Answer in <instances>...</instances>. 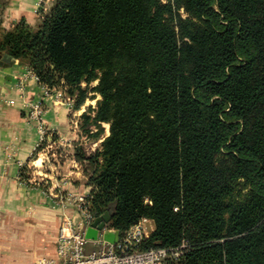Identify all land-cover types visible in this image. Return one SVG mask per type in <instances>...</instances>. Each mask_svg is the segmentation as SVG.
<instances>
[{
    "label": "trees",
    "instance_id": "16d2710c",
    "mask_svg": "<svg viewBox=\"0 0 264 264\" xmlns=\"http://www.w3.org/2000/svg\"><path fill=\"white\" fill-rule=\"evenodd\" d=\"M81 110L74 158L94 217L165 264H264V0H55L0 53ZM98 82L96 86H92ZM94 99V98H93Z\"/></svg>",
    "mask_w": 264,
    "mask_h": 264
},
{
    "label": "crops",
    "instance_id": "0c3cea01",
    "mask_svg": "<svg viewBox=\"0 0 264 264\" xmlns=\"http://www.w3.org/2000/svg\"><path fill=\"white\" fill-rule=\"evenodd\" d=\"M54 1L47 3V11ZM41 13L39 0H0V30L10 31L22 21L34 27ZM43 99L46 124L55 132L61 158L48 168L50 177L52 169L59 171L61 179L68 181L64 190L72 197L88 198L92 190L74 158V146L81 141L74 116H81L85 109L74 115L68 102L43 98L42 85L29 67L16 60L4 63L0 66V264L60 263L58 238L64 215L80 219L74 206L54 205L27 175L34 163L39 169L43 166L42 157L33 159L40 134L28 118V105ZM97 248L93 243L87 246L88 252Z\"/></svg>",
    "mask_w": 264,
    "mask_h": 264
},
{
    "label": "built area",
    "instance_id": "2783aa9c",
    "mask_svg": "<svg viewBox=\"0 0 264 264\" xmlns=\"http://www.w3.org/2000/svg\"><path fill=\"white\" fill-rule=\"evenodd\" d=\"M49 1L39 0V10L41 12L47 11ZM30 72L33 73L31 69ZM42 88L47 92L50 90L43 85ZM29 105L28 112L36 122L40 134L38 148L41 149L49 143L53 134L43 123L44 110L42 105L39 102H32ZM58 196L56 195L57 198ZM69 200V198H66V200L61 198L56 201V204L66 208ZM75 201V209L80 219L77 221L67 214L64 215L58 238V257L60 261L58 264H165V260L170 256L176 260L180 259L189 247L187 242H183L181 246L173 249L161 248L138 251V245L153 231V226H151L153 223L147 218L141 219L119 242L110 243L104 239L103 234L108 231V226L97 240H90L86 237V232L96 217L89 211L87 198L81 197ZM90 243L95 244L98 248L88 252L87 246Z\"/></svg>",
    "mask_w": 264,
    "mask_h": 264
},
{
    "label": "rangeland",
    "instance_id": "374dc122",
    "mask_svg": "<svg viewBox=\"0 0 264 264\" xmlns=\"http://www.w3.org/2000/svg\"><path fill=\"white\" fill-rule=\"evenodd\" d=\"M97 84H98V82H95L92 86H96ZM91 96H92V98L89 99L86 102L85 106L82 108V109H85V111L87 110V108L89 106L96 108L98 100L101 99L100 95H98L96 93L91 94ZM45 97H47V98L49 97V98L55 100L56 102H61V101L68 102L69 105L71 106L70 110H71L72 114H74V115L77 113V111H79V110L74 109V101L70 97H67L63 93V91H61L60 89H50L48 92L43 89V98H45ZM39 104L42 105V108L44 110L43 123H45L44 125L46 126V128L48 130H50V132H52L53 135H52L49 143H47L45 146H43V148L37 149V152L33 158V159H37L39 157H42L43 166L41 165V168L39 169L40 166H37L34 163L33 167L31 168V172H27V175L30 178L29 180L31 182H33L36 185H38L39 187H41L42 190L45 192V194L48 195L50 198H52L54 205L58 206L56 204V201H59L61 198H63V200H66V198H69L70 199L69 204L67 205L66 208L64 206H62V207L58 206V207H61L62 209H67L71 205V206H74V208H76V206L74 204L76 202L75 200H78V198L80 199L81 196H79V197L73 196L72 197V195H68L65 192L64 186H66L68 181L66 179L65 180L61 179L62 176H61V173L59 171L57 172V170L52 169V171H50V173H52V175H53L52 177H50L49 172L47 171L48 168H50V165H52V163H54V162H55V164L59 163L61 161V158L58 154L59 150H57V146L55 147V134H54L55 132L53 130H51L50 128H48L47 124H46V120H45L46 108H45L44 99L39 101ZM29 108H30V105H28V110H29ZM28 118L36 124V122L31 118L29 112H28ZM79 121H80V116L79 117L74 116V126L78 131H79ZM103 127L105 128V132H104V135L102 136V138L110 135V125L104 124ZM79 134H80V131H79ZM80 137H81V134H80ZM102 138L97 141V140H93V139L89 140V139L83 137V138H81V141L85 144L88 152L91 153V152H95V150L97 148H99L100 143L102 141ZM51 151H52V153H50ZM54 153H56V155H53ZM51 154H52V156H51ZM46 165H47V167H45ZM56 195H59L58 198H60V199H58L56 197ZM151 226H153V225H151Z\"/></svg>",
    "mask_w": 264,
    "mask_h": 264
},
{
    "label": "water",
    "instance_id": "95a60500",
    "mask_svg": "<svg viewBox=\"0 0 264 264\" xmlns=\"http://www.w3.org/2000/svg\"><path fill=\"white\" fill-rule=\"evenodd\" d=\"M14 57L10 54L6 53L3 56H0V66H3L4 63H10L11 61H14ZM111 216L108 212H106L102 216H98L95 218L93 223L90 227H88L86 232V237L90 240H97L100 236V234L106 229L110 222ZM103 237L106 241L110 243H116L120 241V234L117 231H110L105 232L103 234Z\"/></svg>",
    "mask_w": 264,
    "mask_h": 264
}]
</instances>
